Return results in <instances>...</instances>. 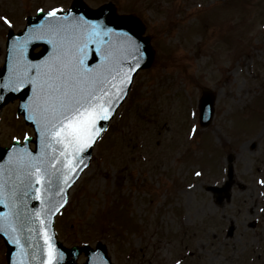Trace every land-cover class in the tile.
I'll use <instances>...</instances> for the list:
<instances>
[{
    "label": "rangeland",
    "instance_id": "374dc122",
    "mask_svg": "<svg viewBox=\"0 0 264 264\" xmlns=\"http://www.w3.org/2000/svg\"><path fill=\"white\" fill-rule=\"evenodd\" d=\"M84 1L113 2L116 14L140 17L154 58L71 189L56 220L59 239L102 242L116 264H264V0ZM72 2L0 0V17L12 21L0 20V68L8 30L23 29L38 9ZM208 90L215 109L202 125ZM17 105L2 111V145L33 134ZM230 166V197L218 201L207 186H224ZM0 264H7L1 236Z\"/></svg>",
    "mask_w": 264,
    "mask_h": 264
},
{
    "label": "snow or ice",
    "instance_id": "6c2138e0",
    "mask_svg": "<svg viewBox=\"0 0 264 264\" xmlns=\"http://www.w3.org/2000/svg\"><path fill=\"white\" fill-rule=\"evenodd\" d=\"M38 12L45 14L44 21L35 27L28 26L23 38H17L12 45L13 52L16 53V67L12 71L11 82L16 85V90L26 82L34 88V94L29 98L30 103L22 105L25 109H35L37 113L29 115L28 119L36 121L49 141V147L55 146L54 152L60 155L61 165L74 158L66 169L67 172H73L82 155L102 138L105 129L100 122L114 117L118 104L125 100L130 91L128 86L133 83L131 74L140 68L145 57L141 51L142 45L129 32H117L116 29L102 27L100 22L83 18V23L69 27L64 21L71 13H65L59 7L50 10L41 8ZM0 20L9 27L12 26V21L7 16L0 17ZM113 33L122 38V45L118 49L109 48L102 63L90 65L88 42L93 37ZM33 40H46L53 45V52L39 63L28 61L23 55ZM97 51L100 49L97 48ZM132 53H137L138 56H132V66H125L123 61ZM33 75L35 79H30ZM192 131L195 133V127ZM55 159V155L48 161L43 157L29 155L27 160L18 161L27 171L22 177L13 180L11 195H17L14 189L19 182L23 189L21 195L27 196V192L33 188V178L43 176L41 169L47 173L45 182L50 184L53 173L64 171L63 168L52 169L51 160ZM196 175L201 173L197 172ZM70 179L71 176L64 179L63 184L67 186ZM260 183L264 184V180ZM60 193H64L63 187L60 188ZM6 195L4 183L0 181V204L6 203ZM61 200L67 203L66 195H62ZM51 212L50 208L49 213ZM27 219L28 217H23L18 224L16 214L9 213L8 217L0 215V232L9 237L10 243L20 247L21 254L24 246L18 235L23 231ZM57 253L58 250L51 246L48 264H53ZM60 256L62 258V254ZM175 264H183L182 258H177Z\"/></svg>",
    "mask_w": 264,
    "mask_h": 264
},
{
    "label": "water",
    "instance_id": "95a60500",
    "mask_svg": "<svg viewBox=\"0 0 264 264\" xmlns=\"http://www.w3.org/2000/svg\"><path fill=\"white\" fill-rule=\"evenodd\" d=\"M64 12L71 13V15L67 17V20L64 21L69 27H74L83 23L81 20V18H83L87 21L100 22L102 27L113 28L116 29L117 32L122 30L131 33L142 45L141 51L145 57L141 62L140 68L131 74L132 79H134L135 74L141 68L151 65L154 57V50L149 39L142 35L145 30V25L140 18L134 15L122 16L116 14V9L112 3H106L98 9H90L83 0H74L73 5L68 10H64ZM44 19L45 14L40 12L36 15L29 16L25 29L28 26H37L43 22ZM24 30L18 33L14 31L9 32L6 61L3 68L0 70V117L4 106L11 100L18 98V113L23 114L26 122L32 125L35 132V137L28 135L23 143L15 140L10 146L2 147L0 145V181H3L7 193L5 196L6 203L0 204V215L8 217L9 213L16 214L18 224L20 219L28 217L24 223L23 231L18 235V239L24 246L23 254H21V249L18 245L10 243L9 237L3 232H0L7 243L8 262L9 264H48L49 249L51 246H54V248L58 250V253L53 264H78L77 259L83 251L87 255L85 264H114L108 256L106 247L101 242L97 244L96 248H92L89 245H85L83 248L78 246L68 248L57 238L55 232V217L67 204L63 203L61 196L66 195L68 202L70 189L89 166L95 145L82 155L80 162L76 164L73 172H67L66 169L73 163L74 158H70L61 165L59 163L61 159L60 155L54 152L55 146L49 147V141L45 138L36 121L28 119L29 115H37V113L35 109H25L22 105L26 102L30 103L29 98L33 96L34 88L26 82L22 88L16 90V85L11 82L12 71L16 67V53L13 52L12 45L17 38H23L25 34ZM97 39L99 41L98 43ZM41 45L43 49L39 52H34V49ZM121 45L122 38L115 33L102 34L98 38L93 37V39L88 42V63L90 65L102 63L109 48L118 49ZM97 48H99L100 51H97ZM52 52L53 45L49 44L46 40H33L29 43L27 49L24 50L23 55L28 61L39 63ZM132 56H138V54L132 53L125 59L123 61L125 66H132ZM30 79H35V76H31ZM128 87L130 88L131 85ZM215 98L216 95L208 90L204 92L200 100L201 121L204 125L210 121L214 112ZM123 101L118 104L117 109ZM204 116L206 117L205 119ZM109 121L110 120L100 122L105 130ZM32 142L35 145L34 148L31 146ZM29 155L32 157H43L46 161L50 160V158L55 155L56 159L51 160L52 169L60 170L63 168L64 171L53 173L50 177L51 183L49 184L46 183L44 179L47 173L44 169H41L43 176H35L33 178V188L27 192V196L21 195L23 189L19 182H17L14 189L17 195L13 197L11 195L13 191V180L17 177H22L27 171L21 167L18 161L27 160ZM77 155L80 156L81 154ZM49 171H51V169H49ZM231 173L232 168L230 174ZM69 176H71L72 179H70L68 185L65 186L63 180L67 179ZM231 181L227 183V188L230 187ZM61 187L64 188V193H60ZM50 208L52 209L51 214L49 213ZM33 213H36V215L33 216ZM231 229L233 228L231 227ZM60 254H62V258Z\"/></svg>",
    "mask_w": 264,
    "mask_h": 264
}]
</instances>
